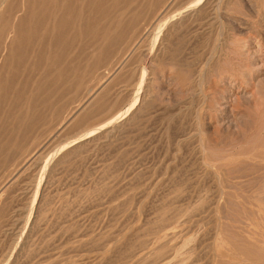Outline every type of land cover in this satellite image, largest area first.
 Masks as SVG:
<instances>
[{
    "label": "rangeland",
    "instance_id": "1",
    "mask_svg": "<svg viewBox=\"0 0 264 264\" xmlns=\"http://www.w3.org/2000/svg\"><path fill=\"white\" fill-rule=\"evenodd\" d=\"M0 1V264H264V0Z\"/></svg>",
    "mask_w": 264,
    "mask_h": 264
},
{
    "label": "bare ground",
    "instance_id": "2",
    "mask_svg": "<svg viewBox=\"0 0 264 264\" xmlns=\"http://www.w3.org/2000/svg\"><path fill=\"white\" fill-rule=\"evenodd\" d=\"M4 1L3 0V4H4ZM1 3V1H0ZM2 6V4H0ZM100 5V4H99ZM0 6V7H1ZM64 6V5H63ZM66 6V5H65ZM134 7V6H132ZM157 7V6H156ZM64 8V7H63ZM92 9L93 6L91 7ZM1 9V8H0ZM103 11H104V7H103ZM191 13V12H190ZM31 14V13H30ZM72 15V14H71ZM25 19L22 17V18H14V19H7L5 20L6 23H12V27L11 25H8L7 28H5L4 26H1L0 27V38H2V33L6 32L8 33L9 37H10V41L8 42L7 46L3 48L2 50V45H1V42H0V50L1 51V54H0V124H20V120H19V116L17 115H14V117L12 118V115H8V112L6 111V108H1L2 105L6 102L8 103L7 101V96L9 93H12L11 91V82H12V76H11V72H10V69L11 67H13L14 63H17V61H19L22 57H24V51H23V43H24V40L26 41V39H29V40H32L33 38H36V36L34 35L33 37V34H28V31H26L25 27L22 26L23 23H24ZM61 23V22H59ZM139 23V21H138ZM158 24V23H157ZM206 24V23H205ZM159 25V24H158ZM47 34V33H46ZM4 36H7V35H4ZM42 37V36H41ZM151 37V35H150ZM158 37V36H157ZM60 37L59 35H55V41L59 40ZM52 41V39H51ZM61 41V40H60ZM58 41V42H60ZM51 43V42H50ZM153 43V42H152ZM72 50V49H71ZM173 50V49H172ZM62 56V55H61ZM179 61V60H178ZM187 63V62H186ZM202 76V75H201ZM191 79V78H190ZM52 89V88H51ZM54 90V89H52ZM56 91V90H55ZM187 105V104H186ZM193 106V105H192ZM115 117H113L114 119ZM101 125V124H100ZM98 126V128L100 129L101 127L103 128L104 124H102L101 126ZM96 129H93L92 131H90L89 133H84L86 134L85 136H89L90 134H92V132L95 133ZM88 132V131H87ZM185 135V134H184ZM84 137V136H83ZM80 138V137H79ZM81 139V138H80ZM7 143V142H6ZM45 167V166H44ZM43 176V175H42ZM168 177V176H167ZM179 181V180H178ZM163 183V182H162ZM39 189H40V185L37 187L36 191H35V195H34V199H33V202H32V207L36 206V204L38 203L39 201ZM178 190V189H177ZM171 193V192H170ZM86 196V195H85ZM178 196V195H177ZM103 197V196H102ZM92 198V197H91ZM49 202V201H48ZM120 203V202H119ZM43 205V204H42ZM124 206V205H123ZM220 206V205H219ZM122 207V206H121ZM166 207V206H165ZM122 209V208H121ZM174 209V208H173ZM116 210V209H115ZM175 210V209H174ZM111 212V211H110ZM37 213V212H36ZM77 213V212H76ZM78 214V213H77ZM31 215V214H30ZM112 216V215H111ZM126 216V215H125ZM171 216V215H170ZM30 217V216H29ZM187 217V216H186ZM47 219V218H46ZM115 219V218H114ZM169 220V219H168ZM79 221V220H78ZM162 221V220H161ZM158 223V225H163L161 222ZM185 221V220H184ZM159 222V221H158ZM55 223V222H54ZM194 223V222H193ZM166 224V223H165ZM164 224V226H165ZM156 225V223H155ZM157 225V226H158ZM143 226V225H142ZM156 226V227H157ZM153 227V226H152ZM151 227V228H152ZM155 227V226H154ZM155 227V228H156ZM166 227V226H165ZM150 228V229H151ZM155 228H152L154 229L153 232H156L155 231ZM161 228V227H159ZM163 228V227H162ZM149 229V230H150ZM158 229V228H157ZM68 230V229H66ZM45 231V230H44ZM159 231V230H158ZM64 232V231H63ZM60 233V232H59ZM131 233V232H130ZM154 234V233H153ZM22 235V234H21ZM81 236V235H80ZM111 236V235H110ZM109 236V237H110ZM115 236V235H114ZM113 236V237H114ZM136 237V236H135ZM156 238V237H155ZM165 237L163 238H156L152 243H153V247L151 248H147L145 249V252L143 255H139L138 258H136L134 261L131 262V264H149L152 260H156V261H161V260H165L167 258L168 255H172V259L169 260V262H162L161 264H183V262L188 259V255L186 254L187 252H182L181 250H179L180 252H178V248H171L170 246V242L169 240L165 239ZM178 238V237H177ZM65 239V238H64ZM103 239V238H102ZM109 238H107L108 240ZM142 239V238H140ZM169 239V238H168ZM174 239V238H173ZM30 240V239H29ZM106 240V239H105ZM131 240V239H129ZM138 240V239H137ZM143 240V239H142ZM171 240V238H170ZM145 242V240H143ZM185 241V240H184ZM140 242V241H139ZM49 243V242H48ZM83 243V242H82ZM118 244V242H116ZM81 244V243H80ZM98 244V243H97ZM121 244V243H120ZM143 243L141 242V245ZM173 244V243H172ZM177 244V242H176ZM182 244V243H181ZM145 245V244H144ZM30 246V245H28ZM102 246V245H101ZM118 245L114 244L113 246H110L111 248H107L105 249L104 253H107V252H111V253H116L114 254L115 257L117 256L119 259L117 261H113L112 258L111 259H106V264H124V262L126 261L124 258L126 255V251H123L121 250V248L119 249L117 247ZM175 246V245H174ZM173 246V247H174ZM180 246V245H179ZM184 246V245H183ZM42 247V246H40ZM51 247V246H50ZM95 247V246H94ZM112 247L113 249L115 248V250H113V252L111 251L112 250ZM123 244H122V248H123ZM126 248V247H124ZM143 245H142V249H143ZM181 249V248H180ZM125 250V249H124ZM141 250V249H140ZM186 250V249H185ZM22 251V250H21ZM45 252V250H43ZM204 251V250H203ZM78 253V252H77ZM110 253V254H111ZM136 253V252H135ZM31 255V253H30ZM191 255V254H190ZM135 256V255H134ZM169 257V256H168ZM102 258V257H101ZM100 258V259H101ZM44 259V258H43ZM149 259H152V260H149ZM195 259V258H194ZM189 260V259H188ZM192 260V259H191ZM124 261V262H123ZM158 261V262H159ZM101 262V261H100ZM103 262V261H102ZM102 262L100 264H102ZM123 262V263H122ZM128 262V261H127ZM12 263V262H11ZM21 263V262H20ZM40 263V262H39ZM75 263V262H74ZM83 263V262H82ZM105 263V261H104ZM126 263V262H125ZM156 263V262H155ZM207 263V262H206ZM54 264V263H53ZM86 264V263H85ZM188 264V263H187ZM190 264V263H189Z\"/></svg>",
    "mask_w": 264,
    "mask_h": 264
}]
</instances>
